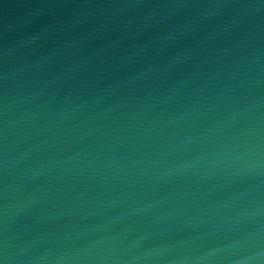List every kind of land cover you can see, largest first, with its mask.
Returning a JSON list of instances; mask_svg holds the SVG:
<instances>
[{"label": "water", "instance_id": "water-1", "mask_svg": "<svg viewBox=\"0 0 264 264\" xmlns=\"http://www.w3.org/2000/svg\"><path fill=\"white\" fill-rule=\"evenodd\" d=\"M0 264H264V0H0Z\"/></svg>", "mask_w": 264, "mask_h": 264}]
</instances>
